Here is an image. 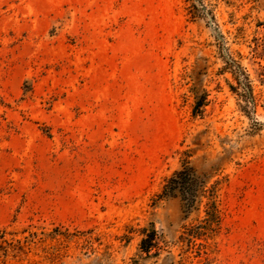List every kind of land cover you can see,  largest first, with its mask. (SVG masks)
I'll return each instance as SVG.
<instances>
[{"label":"rangeland","instance_id":"1","mask_svg":"<svg viewBox=\"0 0 264 264\" xmlns=\"http://www.w3.org/2000/svg\"><path fill=\"white\" fill-rule=\"evenodd\" d=\"M0 264H264V0H0Z\"/></svg>","mask_w":264,"mask_h":264},{"label":"trees","instance_id":"2","mask_svg":"<svg viewBox=\"0 0 264 264\" xmlns=\"http://www.w3.org/2000/svg\"><path fill=\"white\" fill-rule=\"evenodd\" d=\"M220 181H215L209 185L205 181H199L195 175V171L189 168L186 163L182 164L180 170L176 171L171 178H169L163 189V196L182 198L185 202L186 210L196 209V205L200 207L203 205L205 218L202 225L187 229L191 238L201 237L206 232L213 233L218 229L221 223V211L217 204V192ZM156 233L152 231L147 234L142 241L141 248L147 254L155 247Z\"/></svg>","mask_w":264,"mask_h":264}]
</instances>
